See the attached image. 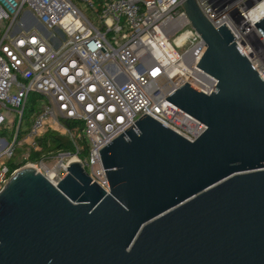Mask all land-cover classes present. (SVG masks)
I'll return each instance as SVG.
<instances>
[{"label":"water","instance_id":"water-1","mask_svg":"<svg viewBox=\"0 0 264 264\" xmlns=\"http://www.w3.org/2000/svg\"><path fill=\"white\" fill-rule=\"evenodd\" d=\"M183 8L218 83L166 99L207 129L140 117L100 150L109 192L77 161L57 184L22 168L0 191V264H264V79L226 23Z\"/></svg>","mask_w":264,"mask_h":264},{"label":"built area","instance_id":"built-area-1","mask_svg":"<svg viewBox=\"0 0 264 264\" xmlns=\"http://www.w3.org/2000/svg\"><path fill=\"white\" fill-rule=\"evenodd\" d=\"M183 1L0 0V186L24 168L12 163L18 151L28 160L46 133L67 137L74 153L59 152L52 166L25 167L54 172L60 182L77 161L109 192L100 150L140 117L190 141L207 129L166 99L186 82L208 95L218 83L197 66L207 44ZM197 3L214 27L228 25L264 79V36L255 25L264 0Z\"/></svg>","mask_w":264,"mask_h":264},{"label":"trees","instance_id":"trees-1","mask_svg":"<svg viewBox=\"0 0 264 264\" xmlns=\"http://www.w3.org/2000/svg\"><path fill=\"white\" fill-rule=\"evenodd\" d=\"M33 106H30L27 112V121L30 120V117L33 113ZM41 150L40 151H33L30 154L28 160L24 161L22 164L26 162L36 163L38 161L44 160L45 162H52L55 155L59 152H70L74 153V147L71 141L59 134V133H46L40 139ZM86 153V151H85ZM21 164V165H22Z\"/></svg>","mask_w":264,"mask_h":264},{"label":"rangeland","instance_id":"rangeland-1","mask_svg":"<svg viewBox=\"0 0 264 264\" xmlns=\"http://www.w3.org/2000/svg\"><path fill=\"white\" fill-rule=\"evenodd\" d=\"M4 25H5V22H3V23L1 24L2 27H3ZM33 99H34V95H31L30 100L32 101ZM22 152H23L22 150H19V151H18V154L13 158L12 163H18V162H21V163H19V164H22V163H23L24 159L27 158L28 153H24V154L22 155ZM23 157H24V159H23ZM27 164H28V162L22 164L21 167H25V165H27ZM48 164H49L50 166H52L54 163H53V162H48ZM2 187H3V186L1 185V186H0V190H1Z\"/></svg>","mask_w":264,"mask_h":264},{"label":"bare ground","instance_id":"bare-ground-1","mask_svg":"<svg viewBox=\"0 0 264 264\" xmlns=\"http://www.w3.org/2000/svg\"><path fill=\"white\" fill-rule=\"evenodd\" d=\"M261 68H264V63H260ZM32 166L33 168L37 169L34 165H29L28 167ZM38 170V169H37ZM39 171V170H38ZM53 183H57L59 181V177L54 173L51 172L48 177Z\"/></svg>","mask_w":264,"mask_h":264}]
</instances>
